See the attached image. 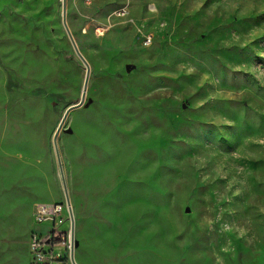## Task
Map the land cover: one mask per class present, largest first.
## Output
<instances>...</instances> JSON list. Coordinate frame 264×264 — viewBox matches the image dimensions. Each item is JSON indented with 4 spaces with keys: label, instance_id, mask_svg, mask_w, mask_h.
<instances>
[{
    "label": "rangeland",
    "instance_id": "obj_1",
    "mask_svg": "<svg viewBox=\"0 0 264 264\" xmlns=\"http://www.w3.org/2000/svg\"><path fill=\"white\" fill-rule=\"evenodd\" d=\"M66 24L75 262L264 264V0H66ZM85 72L62 0H0V264L65 199Z\"/></svg>",
    "mask_w": 264,
    "mask_h": 264
},
{
    "label": "built area",
    "instance_id": "obj_2",
    "mask_svg": "<svg viewBox=\"0 0 264 264\" xmlns=\"http://www.w3.org/2000/svg\"><path fill=\"white\" fill-rule=\"evenodd\" d=\"M34 229L28 237L31 264H73L71 220L64 200L40 202L32 214Z\"/></svg>",
    "mask_w": 264,
    "mask_h": 264
},
{
    "label": "water",
    "instance_id": "obj_3",
    "mask_svg": "<svg viewBox=\"0 0 264 264\" xmlns=\"http://www.w3.org/2000/svg\"><path fill=\"white\" fill-rule=\"evenodd\" d=\"M62 24H63V27H64V29H65L68 37H69V40L72 44V47H73L76 55L80 58V60L82 61V63L84 64V66L86 68L85 77H84L83 86H82V91H81V96L76 103L69 105L64 110V112L60 118V121L57 125V128L53 134V140H52L53 141V148H54V152H55V156H56V161H57V165H58V169H59V174H60V178H61L63 195L65 197V201H66L68 208H69V214H70V220H71V260H72L73 264H77L75 262V259H74V247H75L74 224H75V219H74L73 211L71 208V203H70V198H69V194H68V190H67L66 180H65V176H64V172H63V168H62V163H61V159H60V153H59L58 144H57V137H58L59 132L62 129V126H63L67 116L69 115V113L73 109L80 107L84 103L87 84H88V78L90 75V67H89V64L87 63V61L85 60V58L80 53V51H79L71 33H70V30L66 24V0H62ZM126 67H127V69H129L130 65H127Z\"/></svg>",
    "mask_w": 264,
    "mask_h": 264
},
{
    "label": "trees",
    "instance_id": "obj_4",
    "mask_svg": "<svg viewBox=\"0 0 264 264\" xmlns=\"http://www.w3.org/2000/svg\"><path fill=\"white\" fill-rule=\"evenodd\" d=\"M23 19L25 21H29V20H32L33 18L32 17H28V18L23 17ZM36 92L39 93V94H44V95L46 94L45 90L42 89V88L36 89ZM46 96L49 97L51 99V101L56 105V103H57V101H56L57 100V95H55V94H47Z\"/></svg>",
    "mask_w": 264,
    "mask_h": 264
},
{
    "label": "bare ground",
    "instance_id": "obj_5",
    "mask_svg": "<svg viewBox=\"0 0 264 264\" xmlns=\"http://www.w3.org/2000/svg\"><path fill=\"white\" fill-rule=\"evenodd\" d=\"M74 257H75V253H74Z\"/></svg>",
    "mask_w": 264,
    "mask_h": 264
},
{
    "label": "crops",
    "instance_id": "obj_6",
    "mask_svg": "<svg viewBox=\"0 0 264 264\" xmlns=\"http://www.w3.org/2000/svg\"><path fill=\"white\" fill-rule=\"evenodd\" d=\"M74 230H75V226H74Z\"/></svg>",
    "mask_w": 264,
    "mask_h": 264
}]
</instances>
